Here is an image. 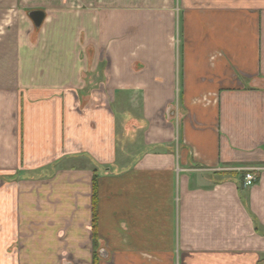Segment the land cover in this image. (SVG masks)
Listing matches in <instances>:
<instances>
[{"label":"crops","instance_id":"crops-1","mask_svg":"<svg viewBox=\"0 0 264 264\" xmlns=\"http://www.w3.org/2000/svg\"><path fill=\"white\" fill-rule=\"evenodd\" d=\"M95 181L98 264H264V0H0V264H93Z\"/></svg>","mask_w":264,"mask_h":264},{"label":"trees","instance_id":"trees-1","mask_svg":"<svg viewBox=\"0 0 264 264\" xmlns=\"http://www.w3.org/2000/svg\"><path fill=\"white\" fill-rule=\"evenodd\" d=\"M220 174H225V173H220ZM237 175H241V177H245L246 172H236ZM97 185L96 181L94 182V198H93V234H94V260L93 264H98L99 262V256L100 253L98 252L99 248V243L97 239V218H98V213H97Z\"/></svg>","mask_w":264,"mask_h":264},{"label":"built area","instance_id":"built-area-1","mask_svg":"<svg viewBox=\"0 0 264 264\" xmlns=\"http://www.w3.org/2000/svg\"><path fill=\"white\" fill-rule=\"evenodd\" d=\"M256 170H257V168L256 169L252 168V169L246 170V174L244 177V185L245 186H251V185H254L255 183H257L259 176H258V173Z\"/></svg>","mask_w":264,"mask_h":264},{"label":"water","instance_id":"water-1","mask_svg":"<svg viewBox=\"0 0 264 264\" xmlns=\"http://www.w3.org/2000/svg\"><path fill=\"white\" fill-rule=\"evenodd\" d=\"M29 16L32 18L36 26H41L46 14L43 10L35 9L29 12Z\"/></svg>","mask_w":264,"mask_h":264},{"label":"rangeland","instance_id":"rangeland-1","mask_svg":"<svg viewBox=\"0 0 264 264\" xmlns=\"http://www.w3.org/2000/svg\"><path fill=\"white\" fill-rule=\"evenodd\" d=\"M29 1H35V0H29ZM26 10H29L28 8H25ZM24 9V10H25ZM34 10V9H33ZM122 107H123V110L125 109V108H128V107H126V104H124V105H121ZM120 108V107H119Z\"/></svg>","mask_w":264,"mask_h":264}]
</instances>
